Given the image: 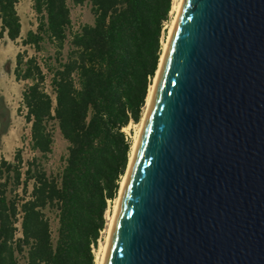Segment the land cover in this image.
I'll list each match as a JSON object with an SVG mask.
<instances>
[{
	"label": "water",
	"instance_id": "1",
	"mask_svg": "<svg viewBox=\"0 0 264 264\" xmlns=\"http://www.w3.org/2000/svg\"><path fill=\"white\" fill-rule=\"evenodd\" d=\"M102 264H264V0H185Z\"/></svg>",
	"mask_w": 264,
	"mask_h": 264
},
{
	"label": "trees",
	"instance_id": "2",
	"mask_svg": "<svg viewBox=\"0 0 264 264\" xmlns=\"http://www.w3.org/2000/svg\"><path fill=\"white\" fill-rule=\"evenodd\" d=\"M18 1L0 0V38L13 42ZM86 1L93 22L73 30L69 0H33L38 23L22 44L41 52L50 43L54 52L16 56V81H30L21 104L32 155L18 148L13 160L0 159V264H96L108 201L119 194L132 146L123 128L142 118L173 0H72ZM54 123L68 146L51 174L43 162Z\"/></svg>",
	"mask_w": 264,
	"mask_h": 264
},
{
	"label": "rangeland",
	"instance_id": "3",
	"mask_svg": "<svg viewBox=\"0 0 264 264\" xmlns=\"http://www.w3.org/2000/svg\"><path fill=\"white\" fill-rule=\"evenodd\" d=\"M71 7L72 29H79L84 23H92L94 16L91 11L89 2L82 5L73 4L69 0ZM17 10L20 15L22 23L21 38L13 42L9 40L6 35L0 38V159L4 157L8 160H13L15 151L22 149L24 157L27 158L32 155L30 150V127L24 119L25 110L21 104V94L23 88L30 83V81H16L14 76V68L16 64V56L18 52L26 51L28 55H37L41 59L52 55L54 48L50 43H46L43 51L37 52L30 45H23L22 39L26 37L29 30L36 29L38 18L33 9V0H19L17 3ZM173 14L170 12V20L166 24V35L171 23ZM162 41V43H163ZM68 50V45L64 49V54ZM46 89L51 91L50 75L47 76ZM138 123L130 122L123 128L128 137L133 141L140 126ZM54 143L52 152L48 154V159L43 162L48 173L56 174L63 166V158L67 153L68 142L63 138L60 129L56 123L53 128ZM108 209H111L114 205ZM50 222L53 234L56 235L58 220L55 212L49 213ZM106 234L102 232L98 247L95 249V256L99 251L102 241H105Z\"/></svg>",
	"mask_w": 264,
	"mask_h": 264
},
{
	"label": "bare ground",
	"instance_id": "4",
	"mask_svg": "<svg viewBox=\"0 0 264 264\" xmlns=\"http://www.w3.org/2000/svg\"><path fill=\"white\" fill-rule=\"evenodd\" d=\"M184 1L185 0H173V2H172L171 13L173 14V17H172L171 23H170L169 28H168L167 36H166L165 40L162 43V52H161V55H160L158 69L156 71V74H155V76L153 78V82L151 83V85L149 87V90H148V93H147L146 104H145V107H144V112H143L142 118H141L140 123H139L140 124L139 130H138L137 134L135 135L134 140L132 141V146H131V152H130L128 166H127L126 172L124 173V175L122 176V179L120 181L119 194L115 198V202H114L113 207L111 209H107V212H106L107 223H106L105 229L103 230V233L106 234V237H105V241L101 242V245L99 247V251H98V253L95 256L96 264H102L104 253H105V248H106V244H107L108 235H109L110 229L112 227L114 216H115L116 211L118 209L120 198H121V195H122L125 183H126V179H127L130 167H131L133 153H134V150H135V146H136L138 137L140 135V131H141V128H142V124H143L144 118L146 116L149 100H150V97L152 95V92H153V89L155 87V84L157 82L158 74H159L160 68L162 66V63H163V60H164V57H165V53H166V50H167V47H168L172 32H173L174 27H175V25L177 23V20H178L180 11H181V9L183 7Z\"/></svg>",
	"mask_w": 264,
	"mask_h": 264
},
{
	"label": "built area",
	"instance_id": "5",
	"mask_svg": "<svg viewBox=\"0 0 264 264\" xmlns=\"http://www.w3.org/2000/svg\"><path fill=\"white\" fill-rule=\"evenodd\" d=\"M166 24H167V23H165L164 28L166 27ZM108 203H109V207H110V205H111V200H109ZM99 240H100V239H99Z\"/></svg>",
	"mask_w": 264,
	"mask_h": 264
}]
</instances>
